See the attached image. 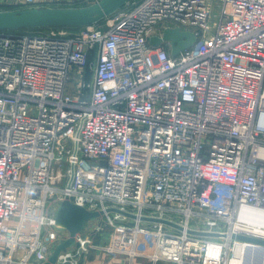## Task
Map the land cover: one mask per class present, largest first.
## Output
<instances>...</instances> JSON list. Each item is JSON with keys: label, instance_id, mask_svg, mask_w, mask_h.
Instances as JSON below:
<instances>
[{"label": "built area", "instance_id": "built-area-1", "mask_svg": "<svg viewBox=\"0 0 264 264\" xmlns=\"http://www.w3.org/2000/svg\"><path fill=\"white\" fill-rule=\"evenodd\" d=\"M176 27L191 48L151 45ZM67 199L105 214L57 264H83L110 227L131 234L132 262L233 264L260 247L239 238L264 240V0H131L106 28L0 31V264L47 262Z\"/></svg>", "mask_w": 264, "mask_h": 264}, {"label": "water", "instance_id": "water-1", "mask_svg": "<svg viewBox=\"0 0 264 264\" xmlns=\"http://www.w3.org/2000/svg\"><path fill=\"white\" fill-rule=\"evenodd\" d=\"M131 0H100L89 6L79 8H29L23 10L0 11V31H14L35 28H60V27H89L100 23L118 11L123 9ZM172 45V56L176 57L182 51L191 48L196 43V35L191 31H183L181 28H168L163 37L154 36L150 43L153 47H159L163 42ZM107 213L123 215L130 220H136L135 214L126 212L119 208H108ZM105 213L102 211H90L81 205H76L70 200H64L57 206L54 213L56 223L66 230L69 237L54 245L52 255L44 264H57L59 256L63 251L76 244L78 234L84 233L89 221H97ZM142 221L150 223H161L171 226L179 231L184 228L170 220L159 218L142 217ZM194 235L204 237H218L219 234L211 232H198L189 230ZM249 243L260 245L259 248H249L248 252H258L264 263V240L255 238H239ZM252 257V256H251Z\"/></svg>", "mask_w": 264, "mask_h": 264}, {"label": "rangeland", "instance_id": "rangeland-1", "mask_svg": "<svg viewBox=\"0 0 264 264\" xmlns=\"http://www.w3.org/2000/svg\"><path fill=\"white\" fill-rule=\"evenodd\" d=\"M139 1V0H138ZM110 18V17H109ZM216 20V17H212L210 20V23H213ZM166 25H169L170 22H165ZM107 24V19L104 23L102 24H96L91 26V29L94 28H106ZM164 24H161L159 27L162 28ZM176 26V25H175ZM185 28V27H184ZM184 31V30H183ZM102 224L106 222L104 219L101 220ZM194 224V223H193ZM147 227V225H144ZM166 231H171V232H177L175 229H170L169 227L166 226ZM93 241L94 245L97 246L98 248L96 249H91L85 259L82 260L83 264H152L149 258L147 257H136L134 261L132 262V258L130 261V256L128 254L129 249H130V243H131V234L130 233H122L120 231H116L115 228H106V230L102 233H94V236H90ZM94 237V238H93ZM116 238H118L117 241H114ZM125 239L127 240L124 244H127V247L124 248L126 253H120V252H115V253H107L105 251H102L99 249V247H108L112 246L115 248H121L124 246V244H121V240ZM134 255V252H132L131 256ZM258 258V261L260 259V256H256ZM255 258V257H254ZM256 258V259H257ZM39 263V262H35ZM162 264V263H159Z\"/></svg>", "mask_w": 264, "mask_h": 264}, {"label": "crops", "instance_id": "crops-1", "mask_svg": "<svg viewBox=\"0 0 264 264\" xmlns=\"http://www.w3.org/2000/svg\"><path fill=\"white\" fill-rule=\"evenodd\" d=\"M37 2L38 4L34 6H24L21 5L18 2V0H5V2L0 3V11L23 10L29 8H79V7H84L86 5L89 6V3L87 2L86 3L74 2V1L72 2V0H38ZM128 221H129L127 222L128 224L130 225L133 224L132 220H128ZM90 236H94V233H90ZM78 260L81 263L83 258H80Z\"/></svg>", "mask_w": 264, "mask_h": 264}, {"label": "bare ground", "instance_id": "bare-ground-1", "mask_svg": "<svg viewBox=\"0 0 264 264\" xmlns=\"http://www.w3.org/2000/svg\"><path fill=\"white\" fill-rule=\"evenodd\" d=\"M132 252H135L134 251V248L131 251V254H132ZM257 255L260 256L259 261H258V258L256 257ZM233 264H264V263H262V256H261V254H259L257 251L254 252V253H252L251 251H249V252L247 251L246 252V255L244 256V259L241 262H235Z\"/></svg>", "mask_w": 264, "mask_h": 264}, {"label": "trees", "instance_id": "trees-1", "mask_svg": "<svg viewBox=\"0 0 264 264\" xmlns=\"http://www.w3.org/2000/svg\"><path fill=\"white\" fill-rule=\"evenodd\" d=\"M106 21L105 20H102L100 23H98L99 25L104 23ZM60 28H65L67 30H69L70 32H77L79 31L81 28H77V27H60ZM46 28H35V29H24V30H14V31H8V32H19V33H25V32H39V31H43L45 30Z\"/></svg>", "mask_w": 264, "mask_h": 264}]
</instances>
